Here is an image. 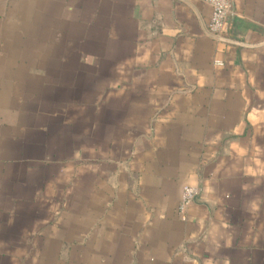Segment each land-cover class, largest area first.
<instances>
[{"label":"crops","instance_id":"1","mask_svg":"<svg viewBox=\"0 0 264 264\" xmlns=\"http://www.w3.org/2000/svg\"><path fill=\"white\" fill-rule=\"evenodd\" d=\"M230 5L0 0V264H264V0Z\"/></svg>","mask_w":264,"mask_h":264},{"label":"built area","instance_id":"2","mask_svg":"<svg viewBox=\"0 0 264 264\" xmlns=\"http://www.w3.org/2000/svg\"><path fill=\"white\" fill-rule=\"evenodd\" d=\"M205 2L211 7V14L207 26L208 32L216 38H224L223 32L231 8L230 0H205ZM215 63L222 64L219 60H216ZM198 193L199 190L197 187L188 184L183 185L178 204V213L182 219H184L186 208L194 202Z\"/></svg>","mask_w":264,"mask_h":264},{"label":"rangeland","instance_id":"3","mask_svg":"<svg viewBox=\"0 0 264 264\" xmlns=\"http://www.w3.org/2000/svg\"><path fill=\"white\" fill-rule=\"evenodd\" d=\"M63 240V247H67L65 250H67L66 252L64 251L62 253V263L61 264H69L70 263V258H69V252H68V247H69V236H68V232L66 237L62 238ZM52 263V262H51Z\"/></svg>","mask_w":264,"mask_h":264}]
</instances>
